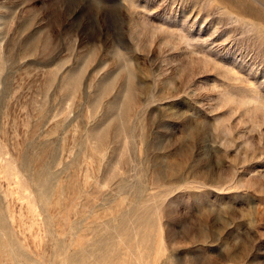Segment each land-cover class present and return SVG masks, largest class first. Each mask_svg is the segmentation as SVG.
Listing matches in <instances>:
<instances>
[{
    "label": "rangeland",
    "instance_id": "1",
    "mask_svg": "<svg viewBox=\"0 0 264 264\" xmlns=\"http://www.w3.org/2000/svg\"><path fill=\"white\" fill-rule=\"evenodd\" d=\"M0 264H264V0H0Z\"/></svg>",
    "mask_w": 264,
    "mask_h": 264
}]
</instances>
